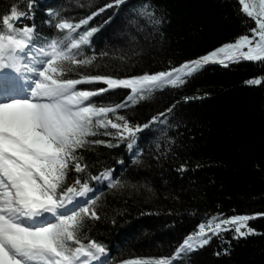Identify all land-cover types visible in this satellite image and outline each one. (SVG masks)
<instances>
[{
	"label": "snow or ice",
	"instance_id": "snow-or-ice-1",
	"mask_svg": "<svg viewBox=\"0 0 264 264\" xmlns=\"http://www.w3.org/2000/svg\"><path fill=\"white\" fill-rule=\"evenodd\" d=\"M127 2L109 0L79 19L65 7H48L45 27L39 30L37 0L13 3L0 14V264H107V245L91 237V228L85 225L101 220L96 206L104 190L128 186L120 176L127 165L121 158L116 160L119 172L106 165L94 171L98 161L87 153L97 146L116 149L123 144L132 163L139 164L143 148L138 141L148 130L158 131V139L165 141L156 143L155 159L167 158L175 154V136L168 130L179 128L172 121L176 105L143 123L130 118L134 106L167 87H183L206 65L264 66V0H236L245 31L232 41L162 70L114 74L108 70L114 57L94 47L98 26H90V21ZM74 3L82 9L92 7V0ZM125 11L123 34L130 48L139 47L138 38L147 40L159 33L166 19L165 13L158 15L153 0H139ZM115 58L123 70L131 66L125 63L131 56ZM244 83L264 85V75ZM186 170V163L177 169ZM233 213H204L170 256L134 257L120 264H184L213 238L228 255L233 240L262 234L249 222L264 217V212Z\"/></svg>",
	"mask_w": 264,
	"mask_h": 264
},
{
	"label": "trees",
	"instance_id": "trees-1",
	"mask_svg": "<svg viewBox=\"0 0 264 264\" xmlns=\"http://www.w3.org/2000/svg\"><path fill=\"white\" fill-rule=\"evenodd\" d=\"M21 2L26 0H0V14L11 4ZM108 2L92 0L91 8L82 9L75 6L74 0H46L37 3L35 22L38 30L45 27L42 21L48 7H65L68 14L79 19ZM134 3L139 0H128L119 10L106 9L90 21V26H98L93 37L96 51L109 52L114 59L108 70L121 76L178 65L245 31L236 0H153L158 15L166 14L165 23L159 33L147 40L138 38L139 47L130 48L123 34L125 9ZM122 54L132 57L125 62L131 65L126 71L115 58ZM261 75L264 66L255 62L230 64L227 68L206 65L183 87H167L134 106L135 115L130 118L143 123L176 105L172 121L179 128L168 130L169 136H175V154L169 153L167 158L155 159L156 143L165 141L158 139V131L148 130L140 134L138 141L143 148L139 164L132 163L123 144L116 149L97 146L87 153L92 161H98L94 171L106 165L119 172L116 160L121 158L127 165L120 176L129 182L128 186L104 190L96 206L101 220L85 225L91 228V237L107 245V264H120L134 257L172 255L202 221L204 213L264 212V85L244 83ZM184 97L192 99L185 101ZM184 163L187 170L178 172ZM194 212L196 215H192ZM249 223L262 234L233 240L228 255L213 238L184 264H264V217ZM217 251L222 254L215 255Z\"/></svg>",
	"mask_w": 264,
	"mask_h": 264
}]
</instances>
